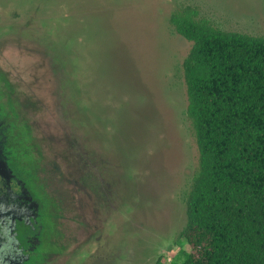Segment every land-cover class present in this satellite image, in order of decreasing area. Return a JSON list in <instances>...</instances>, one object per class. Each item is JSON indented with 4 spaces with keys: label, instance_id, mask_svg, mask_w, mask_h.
I'll use <instances>...</instances> for the list:
<instances>
[{
    "label": "rangeland",
    "instance_id": "1",
    "mask_svg": "<svg viewBox=\"0 0 264 264\" xmlns=\"http://www.w3.org/2000/svg\"><path fill=\"white\" fill-rule=\"evenodd\" d=\"M186 7L264 37V0H0V142L36 206L0 223V243L23 255L43 230L41 258L0 264L181 260L199 164L192 43L170 24Z\"/></svg>",
    "mask_w": 264,
    "mask_h": 264
},
{
    "label": "trees",
    "instance_id": "2",
    "mask_svg": "<svg viewBox=\"0 0 264 264\" xmlns=\"http://www.w3.org/2000/svg\"><path fill=\"white\" fill-rule=\"evenodd\" d=\"M170 24L192 43L182 69L199 152L171 264H264V37L216 28L193 7Z\"/></svg>",
    "mask_w": 264,
    "mask_h": 264
},
{
    "label": "flooded vegetation",
    "instance_id": "3",
    "mask_svg": "<svg viewBox=\"0 0 264 264\" xmlns=\"http://www.w3.org/2000/svg\"><path fill=\"white\" fill-rule=\"evenodd\" d=\"M1 135L3 136V133L0 128V141L2 139ZM2 145L0 142V223L6 225L11 223L9 221L11 219L23 216L33 218L36 206L34 204L35 199L29 191L25 180L20 177L18 171L11 165L10 152L7 149L4 150ZM5 160L8 162L10 170L5 168ZM42 234V227L39 226L36 234L25 235L28 243L23 248V255L19 254V250L12 253L7 245L0 243V258H41L42 255L39 254L38 249L42 246ZM25 260L28 261L29 259Z\"/></svg>",
    "mask_w": 264,
    "mask_h": 264
}]
</instances>
